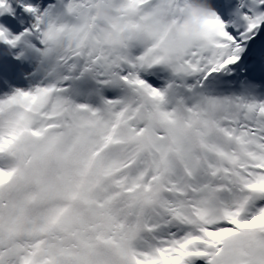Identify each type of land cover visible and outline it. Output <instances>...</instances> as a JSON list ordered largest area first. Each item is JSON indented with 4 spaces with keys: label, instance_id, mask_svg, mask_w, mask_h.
Masks as SVG:
<instances>
[{
    "label": "snow or ice",
    "instance_id": "obj_1",
    "mask_svg": "<svg viewBox=\"0 0 264 264\" xmlns=\"http://www.w3.org/2000/svg\"><path fill=\"white\" fill-rule=\"evenodd\" d=\"M16 3L0 264H264V0Z\"/></svg>",
    "mask_w": 264,
    "mask_h": 264
},
{
    "label": "bare ground",
    "instance_id": "obj_2",
    "mask_svg": "<svg viewBox=\"0 0 264 264\" xmlns=\"http://www.w3.org/2000/svg\"><path fill=\"white\" fill-rule=\"evenodd\" d=\"M9 2L14 10L15 15L0 16V26L7 27L10 32L15 34L18 31H22L23 27L28 26L30 18L28 21L23 19V17H25L27 14L23 13L22 9L18 8L16 0H9ZM28 2H31V0H28ZM3 47V45H0V51ZM15 71V63L11 59H7V66L5 68L4 74L14 75Z\"/></svg>",
    "mask_w": 264,
    "mask_h": 264
},
{
    "label": "clouds",
    "instance_id": "obj_3",
    "mask_svg": "<svg viewBox=\"0 0 264 264\" xmlns=\"http://www.w3.org/2000/svg\"><path fill=\"white\" fill-rule=\"evenodd\" d=\"M197 11L199 12L200 9H197ZM183 22L189 25L190 27H193V28L196 27L195 21L188 15H185Z\"/></svg>",
    "mask_w": 264,
    "mask_h": 264
}]
</instances>
